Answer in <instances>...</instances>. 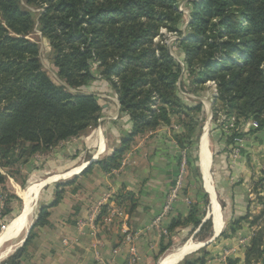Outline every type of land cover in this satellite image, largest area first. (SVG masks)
Masks as SVG:
<instances>
[{"label":"trees","instance_id":"1","mask_svg":"<svg viewBox=\"0 0 264 264\" xmlns=\"http://www.w3.org/2000/svg\"><path fill=\"white\" fill-rule=\"evenodd\" d=\"M21 1L38 10L24 8ZM173 4L174 0H0V167L28 163L34 154L47 153L97 120L102 108L98 98L79 91L91 77L90 60L100 61L101 77L115 88L120 111L131 121L130 131L113 152L98 160L103 169L119 164L137 134L169 124L172 116L184 129L175 136L178 144L191 142L202 105L185 104L174 94L180 67L168 52L156 55L152 42L161 24L179 19ZM190 15L188 33L179 43L190 80L216 82L214 102L219 106L212 119L217 120L224 106L226 116L256 119L257 129L264 128V0H193ZM34 28L49 41L59 83L42 68L39 47L27 37ZM5 180L0 171V185ZM252 191L262 206L249 220L255 223L264 215V169ZM11 197L15 198L7 194L3 199L2 216L11 211ZM59 198L57 192L50 206ZM202 200L207 204L205 196ZM198 205L193 204L183 220H172L169 229L191 222L193 230L199 227L197 232L203 233L199 240L207 239L211 222L202 221L204 209ZM47 209H39L34 225L47 222ZM237 222L231 223L232 230ZM32 235L31 229L24 245L0 264H20ZM206 254L187 256L178 264H204ZM244 255L243 264H264L262 226L254 231ZM227 264H239V259L228 258Z\"/></svg>","mask_w":264,"mask_h":264},{"label":"crops","instance_id":"2","mask_svg":"<svg viewBox=\"0 0 264 264\" xmlns=\"http://www.w3.org/2000/svg\"><path fill=\"white\" fill-rule=\"evenodd\" d=\"M108 105L106 103V116L101 120H106V127L100 125L101 131L98 129L92 135H87L95 140L94 143L88 142L85 148L91 159L94 158L93 163L91 159H85L82 162L87 164L84 162L79 172L52 182L53 190L40 200V205L38 200L42 191L52 183H35V188L28 194L29 200L25 198L26 186L21 191L8 193L15 196L9 199V208L13 210L11 199L21 200L22 207L7 223L18 222L20 227L12 235L18 236L16 241L9 244L8 240L3 242L0 261L23 246L32 229L33 235L24 246L20 264H158L162 259L159 256L173 244L175 234L187 227L179 225L170 230L171 221L183 220L193 204L201 205L200 194L198 202L192 195L194 184L191 176H186L187 165L194 170L202 199L205 196L207 200L202 221L210 220L211 235L207 239L195 241L201 244L189 253L180 254L176 259L183 257L175 264L187 256L202 252H207L204 264H227L228 258H238L239 264H243L245 249L258 229L254 230L255 226L259 224V221L250 223L249 220L262 208L260 204L255 206L251 193L255 195L252 186L264 169V128L243 134L245 147H239L237 155L232 156L228 147L224 149L218 129L212 132L211 137V116L207 117L208 120L204 118L196 161L189 164L186 160L183 167L179 156L185 149L178 144L175 136L184 129L182 125H171L175 118L172 116L169 124L162 123L137 134L121 155L119 164L105 170L98 160L109 156L131 129L129 116ZM204 132L206 140L202 148ZM79 138L74 136L62 141L47 153L34 154L29 161L35 158L41 161L48 157L46 154L58 157L71 151H80L82 155L84 149L80 148ZM101 139L102 151L96 154ZM211 148L216 151L215 154ZM89 163L90 166L85 169ZM76 165L72 164L67 169ZM179 176L180 191L169 210L162 215L166 196ZM7 178L12 181L11 177ZM7 180L0 185L1 198ZM57 192L60 198L50 206ZM1 198L0 208L3 204ZM26 205L27 219L25 214L20 215ZM43 206L48 208L47 222L34 225L39 209ZM111 207L119 210L113 217L107 214ZM247 213L250 216L244 218ZM3 217L0 213V218ZM90 218L97 227L96 232L92 230ZM234 221L238 222L232 230L230 226ZM261 226L264 227V223ZM162 246L166 247L164 251L161 250Z\"/></svg>","mask_w":264,"mask_h":264},{"label":"rangeland","instance_id":"3","mask_svg":"<svg viewBox=\"0 0 264 264\" xmlns=\"http://www.w3.org/2000/svg\"><path fill=\"white\" fill-rule=\"evenodd\" d=\"M192 1L193 0H174V4H173L174 9H176V11L179 13L178 16L179 19L170 20L169 22L166 23L167 25L161 24L158 28V33H156L152 38V42L155 44V48H154L155 54L156 55L161 54V51L168 52L173 57L176 64L180 67L179 70L180 73L175 82L174 94L178 96L185 104L201 103L202 105V113L200 115L201 118H200L199 126L197 128V131L192 133V136L190 138L191 142H184L183 146L180 145L183 149H185L184 158L187 161H189V164L191 163L194 164V162L196 161V155H197L196 153L200 145V136L202 133L201 129L205 124L204 118L207 119V117L209 118V116H211V119L209 120V129H210L209 132L211 137L213 138L212 132L215 129H218V131L220 132L219 137H221L222 141L224 142V143L222 142L224 149H227L228 147L232 156L237 155L239 147L241 148L245 147L243 135H241L242 137L241 143L235 145L232 142V138L237 134V130L235 127L238 125V123L241 122L243 118L236 119L234 115L226 116L225 108L224 106H222L221 109H219L220 111L218 112L217 120L212 119L214 108L219 106L217 103L215 104L214 102V96L217 94L216 82L214 80H207L203 84H194L192 80H190L188 67L185 64L184 65L180 64V63H184V50L182 49L179 40L183 37L184 34L188 33L189 30L188 24L191 19L190 14L192 10ZM20 3L21 5L24 6V8L28 10L34 12L38 10L36 7H33L32 5L24 3V1H21ZM170 16L174 17L175 14L170 13ZM170 26L173 27L176 26V29H171ZM27 37L30 40L34 41L39 47V58L42 64V68L48 73V75L51 77L53 81L59 83L60 80L56 74V67L52 63L53 53L48 39L42 36L41 32L37 28H34V30H32V32ZM181 58L182 61H180ZM99 62H100L99 60H90L89 72L91 73L90 74L91 77L88 79V81L85 84L79 86V91L84 93H93L98 98L99 104L102 106L100 115L97 118V120L89 125V129L77 135V137L80 136V138L77 140L78 142H80V148L84 149V153L80 155L79 153L80 151L79 152L75 151V153L71 151L69 154H60V156L58 157L53 156L51 154H46V156H48L47 158L41 159V161H39L38 158H35V160L33 159L31 162L29 161L27 164L25 163L26 166L24 163L23 164L21 163L19 164L18 167L15 166L5 169L0 167V170L3 172V174H5L7 177L9 176L12 178V181H10L8 178H7L8 180L6 179L7 180L5 187L6 189L4 190L3 193H1L3 197L2 198L0 197L2 203H3V199L6 197V194L8 193H12V192L15 193V191L17 192L21 191L23 187L27 186L30 183L39 181L44 176L62 174L63 172L69 170L67 168L70 167L72 164L78 165V163H83L82 161L85 159L86 161H88V159H91L90 153L88 151H85L86 150L85 148L88 142L93 141L94 143L95 140L92 139L94 137L90 139V137H87V135H89L90 133L92 135L94 133L93 131L100 129L99 127L100 125L106 127V122H104L106 120L101 121L102 118L106 116V103L109 104L108 107L111 106V109L115 110V108H118V110H120V104L118 102V97L115 88L112 87V85L106 79L102 78L101 74L98 71ZM114 79L116 80V78ZM210 82H214L215 87H213ZM231 116L234 117V121H233V126L230 127L229 126L230 121L228 119ZM248 119H252V118H248ZM243 120H247V119H243ZM254 120L258 124L257 126L258 128L259 123L256 119ZM171 125H174V127H176L178 125L181 126L182 124L181 121L178 120L177 117H175ZM257 128L253 129V131L256 130ZM240 134H245V133H240ZM101 142L102 139L100 140V146L96 154L102 151ZM210 150L212 151L213 154H215L216 151L214 152L212 148ZM179 157L182 158V155H180ZM85 163L87 164V162ZM186 170H187L186 176L190 175L191 179L193 180L194 187H193L192 195L194 194V199L196 202H198V198H199L198 194H200L199 203L201 201L200 208L202 210L206 207V204H204L202 200V193H200L199 190L200 184L198 183V180L194 175L193 168L191 167L190 169L186 165ZM52 182L54 181H51L49 183ZM53 186L54 185L52 183L42 191L38 200V205L41 204L40 200L53 190ZM251 194H252L251 198L253 199L255 206L260 204L256 200L255 195L253 193ZM259 195H263V193L259 192ZM10 204L13 207V210H11L10 213L6 214L3 218H0V229L2 227H5L9 223V222L7 223V221H9L22 207L21 200L16 201L15 199H11ZM210 212L212 214L211 209ZM257 214H259V211ZM258 221L259 224L255 226L254 230L256 228H259V226H261L262 223H264V215ZM186 226L187 227L178 231V234H175L174 236L175 239L173 240V244L163 254H161L159 258L160 257L162 258L163 256L169 254V252H171L172 250L177 249L186 243L199 241V237L203 236V233L197 232L196 230L194 231L191 228V222H189V224ZM17 238L18 236L5 238L4 240H8L7 242L9 244L12 243L13 241H16ZM199 255H201V253L194 255V257Z\"/></svg>","mask_w":264,"mask_h":264},{"label":"bare ground","instance_id":"4","mask_svg":"<svg viewBox=\"0 0 264 264\" xmlns=\"http://www.w3.org/2000/svg\"><path fill=\"white\" fill-rule=\"evenodd\" d=\"M205 130H207V126L204 127ZM203 137H202V148L205 146V132L203 133ZM204 145V146H203ZM206 154V153H205ZM85 165V163H79L78 165H76L75 167H73L72 169H70L69 171L63 173L62 175H49L45 180H39L37 182H33L30 183L26 186V193H25V198L26 200H29L30 196L28 195L29 192L35 188V183L39 184V182H51V181H56L59 178H67L72 176L73 174L79 172L81 170V168ZM34 184V185H33ZM36 196V195H35ZM217 208V207H216ZM32 209V208H31ZM220 214V213H219ZM219 216V215H218ZM215 217V216H214ZM220 219V218H219ZM32 220V219H31ZM19 221V220H18ZM25 224V223H24ZM217 229L220 228L219 224H217ZM27 226V224H26ZM19 224L18 222H9L5 227H3L0 231V241L3 240L4 238H9L12 237V235L15 233V231L19 228ZM201 243H197V242H192V243H186L182 246H180L177 249L172 250L171 252H169V254L165 255L162 257V259L158 262V264H173L175 261H177L178 259H176L180 254H185V253H189V251H192L193 249L197 248ZM8 252V251H7ZM174 259H176L175 261H173Z\"/></svg>","mask_w":264,"mask_h":264},{"label":"built area","instance_id":"5","mask_svg":"<svg viewBox=\"0 0 264 264\" xmlns=\"http://www.w3.org/2000/svg\"><path fill=\"white\" fill-rule=\"evenodd\" d=\"M180 61H182V58L180 59ZM180 64L184 65V63H180ZM210 83L213 87H215L214 82H210ZM214 91H215V89H214ZM228 120L230 121L229 126L230 127L233 126L234 117L231 116ZM257 126H258V124L254 119H247V120L242 119L241 122L238 123V125L235 127L237 130V134L232 138V142L235 145L241 143L242 137L239 134L250 132L251 130L257 128ZM184 154H185V150H182V152H181L182 158H181L180 163L183 167L185 166V163H186V159L184 158ZM183 172H184V170H183ZM181 177H182V174H181ZM180 188H181V180H180V176H179V179L176 181L175 186L170 189L168 195L166 196V199H165V202L163 205V209H162V211H163L162 215H164L169 210L171 203L176 198L177 193L180 191ZM118 213H119V210L115 209L114 207H111L110 210L108 209V212H107L109 217H113V216L117 215ZM93 219H94V217H93ZM93 219L90 218L91 224H92V230L94 232H96L97 227L95 224H93ZM94 232H92V233H94Z\"/></svg>","mask_w":264,"mask_h":264},{"label":"water","instance_id":"6","mask_svg":"<svg viewBox=\"0 0 264 264\" xmlns=\"http://www.w3.org/2000/svg\"><path fill=\"white\" fill-rule=\"evenodd\" d=\"M94 158H92L90 161H92ZM30 208H31V206H29ZM28 207H27V205L25 206V207H23V209H22V211H21V213H20V215H24L25 214V218L27 219V214H28V209H27ZM5 240H3L2 242H0V248H1V246H2V244H3V242H4ZM24 241V239L22 240V242ZM22 242H21V244H22ZM2 252V251H1ZM1 252H0V254H1ZM183 257V256H182ZM181 257V258H182ZM181 258H179L178 260H180ZM177 260V261H178ZM177 261H175L173 264H175Z\"/></svg>","mask_w":264,"mask_h":264}]
</instances>
